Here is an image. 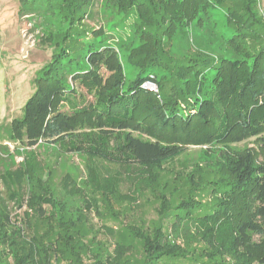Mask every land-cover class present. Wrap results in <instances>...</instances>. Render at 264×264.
I'll list each match as a JSON object with an SVG mask.
<instances>
[{
    "label": "trees",
    "instance_id": "16d2710c",
    "mask_svg": "<svg viewBox=\"0 0 264 264\" xmlns=\"http://www.w3.org/2000/svg\"><path fill=\"white\" fill-rule=\"evenodd\" d=\"M20 1L19 13L42 12L40 17L47 24L57 22L67 28L61 36L62 44L55 42L59 48L42 69L37 90L24 106L23 118L12 122L16 141L31 147L41 143L68 145L71 152L122 163L134 160L151 167L179 155L185 144L209 143L215 138L240 142L253 137L264 126L257 111L262 110L264 116L261 0H110L125 13L135 7L144 22L141 29L147 44L131 54L139 73L127 86L121 56L109 37L96 31L92 40L82 38L86 30L79 26L91 13L92 0ZM214 9L223 11L226 25L230 27L226 34L215 33L210 24L209 14ZM198 12L201 14L199 28L208 37H219L221 41L222 50L215 54L217 62L207 53L176 58L174 66L168 67L173 78L171 87H164L168 86V80L160 86L164 97L150 92L143 83L155 81L152 66L163 61L168 63L164 60V36L172 23L183 17L193 21ZM257 44L261 47L257 48ZM247 57L252 58V63L247 62ZM208 68L217 71L211 85H206L207 71H204ZM74 83L83 85L95 96L94 102L82 107L78 114L93 111L95 119L88 121L96 123L97 132H77L79 115L63 109L62 103L68 96L74 99L77 96ZM225 145L213 151L218 163L215 170L209 171L212 178L202 180L203 188L214 198L207 212L201 217L194 216L193 211L206 204L197 207L193 198L177 206L167 200V208L174 207L173 234H166L161 226L154 234L126 228L119 232L122 239L119 252L109 255L107 264H176L182 259L189 264H252L251 247L256 244L253 236L264 235V161H258L250 148ZM26 181L30 207L41 215L45 212L44 206H49V216L43 217L58 216L59 230L48 223L46 233L50 236L44 233L25 238L22 229L12 223L7 203L0 198V264H51L58 250L55 245L62 238L68 253L82 264L75 244H70L74 234L67 232L75 222L64 215V201L36 173H28ZM198 224L203 228L192 232L191 225ZM182 235L187 242L184 245L177 239ZM43 236L47 237L43 239ZM136 238L142 256L132 260L125 252L134 246ZM198 238L205 240V246L199 249V255L205 260L199 263L198 250L189 248L188 242ZM85 245L81 243L80 247ZM258 261L264 264V247Z\"/></svg>",
    "mask_w": 264,
    "mask_h": 264
},
{
    "label": "rangeland",
    "instance_id": "374dc122",
    "mask_svg": "<svg viewBox=\"0 0 264 264\" xmlns=\"http://www.w3.org/2000/svg\"><path fill=\"white\" fill-rule=\"evenodd\" d=\"M92 4L91 13L79 26L86 30L82 38L92 40L96 31L109 37L121 56L127 86L139 73V66L134 64L131 54L147 44L141 29L144 24L142 17L135 7L125 13L114 1L92 0ZM21 7L20 0H0V198L7 203L12 223L22 229L25 238L43 235L47 232L48 223L54 225L51 228L59 230L56 222L58 216L47 219L43 217L44 214L49 216V206L45 205V212L40 215L27 202L28 173L34 172L46 184H51L58 199L64 201V215L75 222L67 232L74 234L70 244H75V251L79 252L82 264H107L108 256H115L119 252V243H122L119 232L126 228L154 234L155 229L161 226L166 234L172 233L174 207L167 208V200L171 205L177 206L193 198L197 207L206 204L193 211L194 216L201 217L207 212V206L214 198L209 190L203 188L202 180L211 179L212 173L209 171L216 169L218 160L213 151L216 152L229 143L237 149L250 148L258 161H264L263 125L253 137L240 142L215 138L209 143L185 144L179 155L151 167H144L134 160L122 163L71 152L68 145L60 147L58 144L50 146L41 143L31 147L16 141L12 122L23 118L24 106L37 90L42 69L52 61L54 50L59 48L55 42L62 44L61 36L67 28L57 22L55 25L47 24L40 17L42 12L29 11L28 15H23L19 13ZM221 12L214 9L209 14L212 21L210 24L215 33L226 34L230 27H227L226 18ZM260 12H264V0H261ZM200 18L201 14L198 12L193 21L189 17H183L172 23L164 36V60H168V63L163 61L152 66L156 90H149L150 92L162 97L160 86L166 80L169 84L164 87H171L173 78L168 67L174 66L172 63L176 58L207 53L217 62L215 54L222 50L221 41L219 37H208L199 28ZM78 41L81 42V39ZM70 42L67 40V43ZM260 47L261 44H257V48ZM246 59L249 64L252 63L251 57ZM204 72L206 85H211L216 69L208 68ZM74 84L77 96L75 99L68 96L62 103L63 109L69 114H78L82 107H87L95 100L94 94L86 87ZM257 111L261 124L264 121L263 111ZM78 118L77 132L99 131L96 123L88 121L95 119L93 111L79 115ZM228 123L229 126L233 125ZM220 131H223V127ZM113 143L112 140L111 145ZM206 151L209 153L205 154ZM197 228L203 227L200 224L191 225L192 232H198ZM61 231L65 233L64 230ZM46 237L43 236V239ZM177 239L183 245L187 243L184 242L183 235ZM253 240L256 244L251 247L254 256L251 263L260 264L258 257L264 246H258V243L264 242V235H254ZM64 241L63 238L59 239L60 243L55 245L58 252H54L51 264H78L75 257L68 253ZM133 242L134 246L127 248L125 252L132 260L135 256H142L139 239L136 238ZM188 242L189 248L198 250L197 262L204 261L199 251L205 246V240L198 238ZM81 243L86 244L85 247L81 248ZM227 259L229 261V257ZM176 264L189 262L182 259Z\"/></svg>",
    "mask_w": 264,
    "mask_h": 264
},
{
    "label": "built area",
    "instance_id": "2783aa9c",
    "mask_svg": "<svg viewBox=\"0 0 264 264\" xmlns=\"http://www.w3.org/2000/svg\"><path fill=\"white\" fill-rule=\"evenodd\" d=\"M143 87L148 90H156V84L155 81L147 80L143 83Z\"/></svg>",
    "mask_w": 264,
    "mask_h": 264
}]
</instances>
